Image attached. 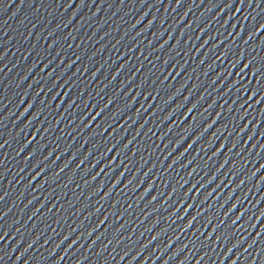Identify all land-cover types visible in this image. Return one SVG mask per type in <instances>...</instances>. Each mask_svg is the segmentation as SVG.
<instances>
[{
    "label": "water",
    "instance_id": "water-1",
    "mask_svg": "<svg viewBox=\"0 0 264 264\" xmlns=\"http://www.w3.org/2000/svg\"><path fill=\"white\" fill-rule=\"evenodd\" d=\"M0 264H264V0H0Z\"/></svg>",
    "mask_w": 264,
    "mask_h": 264
}]
</instances>
